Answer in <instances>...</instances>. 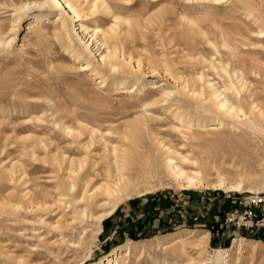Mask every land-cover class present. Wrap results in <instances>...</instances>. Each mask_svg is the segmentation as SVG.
<instances>
[{"label": "rangeland", "instance_id": "1", "mask_svg": "<svg viewBox=\"0 0 264 264\" xmlns=\"http://www.w3.org/2000/svg\"><path fill=\"white\" fill-rule=\"evenodd\" d=\"M7 2L8 0H0V36H2V31L10 29L12 18L15 15L14 7L10 8L4 4ZM109 2L111 5L113 4L112 9L115 13L129 17L135 23L133 24L134 35L126 39L122 29L127 25L117 27V30H121L122 40L118 44L122 50L124 49L127 54L133 53L135 59L142 57L146 63L150 62V66L156 65L162 68L167 63L172 67L175 63V68L181 75L183 74L182 76L189 80L193 79L192 83L197 79L198 73L203 70L206 72L208 69L206 68L208 64L201 63L200 56H205L209 60L223 58L224 61L226 59L225 62H230V50L220 45L221 37L218 31L221 28L229 35L230 42L238 46L241 52L239 57L242 60L256 59L259 71L257 74L254 73L255 75L250 74V69L246 68L245 63L239 65L246 71H244L245 73L248 70L250 74L248 77L253 93L248 92L247 95L251 94L263 104L264 46L262 43L264 41H261L263 38L253 31L264 29V0H129V2L109 0ZM84 4L89 6V3ZM52 12V10H48L46 13L53 16L54 12ZM34 14L31 13V17ZM111 16L99 11L93 18L95 21L91 24L109 28L115 22L114 17ZM31 17L23 19L18 39L13 46L16 50L20 49L21 55L14 53L10 56L8 53L0 52V109L3 108L5 113L3 115L0 112V117L3 115L0 119V204L7 200H11L13 203L22 201L21 192L23 191H29L30 196H33L35 192L39 197L42 196L43 203H45L33 211L23 207L13 215L0 211V264H20L5 254L22 257L27 262L37 264H79L82 261L85 264H97L114 249L121 248L124 251L127 247L133 249V254L128 260L129 264H152L153 258L185 261L187 256L176 255L172 247L165 251L157 246V242L163 240V243L167 244L177 234L189 242H195L206 231L211 234L207 244L209 248L196 250L193 249L192 244H188L190 255L212 260L216 249H228L231 255L229 264H264V234L262 233L264 231V185L255 181L247 182L253 191L237 192L206 187L187 189L182 188L171 177L164 165H159L155 168H159L160 171L154 178L142 177L138 180L137 190L149 188L150 192L140 196L133 195L123 201L108 217L104 226L97 224L91 218L86 221L78 219L72 223V228L66 227L74 217V208H66L65 204L59 201L64 199L60 192L65 191L66 188L63 185L61 190L57 188L58 184H62V179H60L61 174L57 173V168L52 160L62 154L68 156L67 159L69 156L77 159L88 156L90 161H100L102 164L99 163L98 166L92 167L97 169L91 168V170L90 166H86L85 171L91 177L93 175L90 186H97L103 182L106 174V171H103L106 161L100 160L99 155L109 156V151L115 145L122 148L123 145L130 144L122 136L120 130H126L125 126L136 119L135 117H139L141 109L139 106L129 105L128 95L114 91L112 76H109V82L108 80L106 82L107 87L103 88H99L102 85L100 77L94 76L93 79L89 77L88 80L86 74L91 72L85 73V71L78 70L79 64L85 63V60L79 61L73 56V47L67 49L69 39L56 40L52 37L48 42L37 40L34 33L26 30V24L32 20ZM183 17L199 19L197 21L200 25L202 24L203 30H201H205L204 33L209 34H205L206 37L204 34L201 36L200 33H197L196 27L189 25ZM213 21H215V25H213ZM108 25L109 27H106ZM47 27H51L50 24ZM211 29L214 30V34ZM207 37L217 44L219 50L225 51L220 50L221 52L217 53L214 46L207 42ZM256 37L261 43L257 41L260 45L255 43L252 46L251 43L256 42ZM190 47L193 53L190 52L191 49L187 50ZM223 52L224 55H222ZM225 52L228 55H225ZM187 53L189 56L192 54L195 56L190 58ZM210 56L212 57L210 58ZM28 61L30 62L27 63ZM5 62H8V65ZM19 62L23 66L21 64L19 66ZM75 65L78 66L75 67ZM204 65L206 66L204 67ZM208 70L210 71L207 73H210L211 75H209L216 82L220 80L218 83L221 85L223 79L210 67ZM167 74H150L148 76L131 74L128 76L131 80H128L126 86L134 87L133 84L137 76H140L141 83L155 81L158 82V85L175 89L176 85L173 79L166 76ZM18 80H21L20 86L13 85ZM94 81H97L99 85L95 86ZM83 88L86 94L91 93L95 97L92 96V102L88 98L89 96H86L88 102L85 104L90 108L89 111L86 110L87 112L82 109L83 106H86L84 102L82 100L77 102L74 98V95L78 91H82ZM93 89L94 92H92ZM98 91L99 93L96 95L95 92ZM186 99L194 104L197 102L192 98ZM51 100H53V104L62 103L63 109L61 108L59 117L58 114L55 115L54 108L51 107L52 103L50 105ZM79 105L80 107H78ZM27 107L30 108L29 111ZM77 107L78 110H76ZM44 108L47 114L44 115L46 120L40 121L36 116L32 118L34 115L42 114ZM171 110L164 111L158 110V108L151 110L152 116L155 118L149 125L153 132V139L148 138L140 143L141 154L134 155L137 165L135 164L131 168L143 169L141 165L145 166V161L149 162L152 159L151 155H161L158 142L166 141L167 144L176 146L180 152L188 154L192 159L201 157L207 162L209 161V168L205 174L210 181H215L218 177V171L213 168L211 163L214 157H219V161L224 160L228 163L225 162L222 168L231 182L239 180L241 168L256 174L254 177L264 172V133L256 132L255 134L252 130L241 126L246 129L238 127L229 134V130H226L224 131L225 135L210 136L207 139L208 136L205 139L198 138V140L192 136L189 130L183 128L180 131L175 128V125H179V123L176 122L172 114L174 108ZM72 111L82 116H73L74 114L70 113ZM181 111L195 119L199 116L215 119V116H207L203 112L196 111L194 107L183 106ZM78 119L85 121V129L80 125ZM51 120L52 122H50ZM57 121L66 123L76 130L80 129L81 137L74 136L75 138H73V135L68 134L62 125H56ZM197 124L196 122L195 125ZM92 127L100 128L103 133L106 132L104 133L106 137L104 140H100L94 136V139L97 140H94V144L86 149L83 144L92 140L93 134L90 132ZM193 128V131L195 129L198 131L197 127ZM41 139L44 142H41ZM200 142L204 144L201 145L202 147L199 145ZM197 143H199V147ZM97 153L99 154L97 155ZM244 164L246 168H244ZM184 166L186 168L189 166L187 169L197 168V166L186 163ZM131 173L135 176L134 171ZM9 175L14 177L15 181L9 179ZM98 199L106 200L105 196H99ZM104 209L106 208L98 204L93 203L92 205L94 214L104 211ZM41 218L45 219L46 224L42 223ZM85 228L88 230L87 233H84ZM190 232L196 233L197 237L189 238L192 235ZM63 237L65 242H62ZM246 239L255 240L257 243L247 247ZM240 240L244 243L241 251L238 249L239 244L233 247L234 243ZM74 242H81L83 246L74 245Z\"/></svg>", "mask_w": 264, "mask_h": 264}, {"label": "bare ground", "instance_id": "2", "mask_svg": "<svg viewBox=\"0 0 264 264\" xmlns=\"http://www.w3.org/2000/svg\"><path fill=\"white\" fill-rule=\"evenodd\" d=\"M123 1L129 2V0H123ZM215 1H220V0H215ZM84 3H89V6H87V4H84ZM110 3L111 2H109V0H8L7 3H4L7 6H10V8L11 6L14 7L13 11L15 10V15L12 18V25L10 29L8 28L9 30L2 31V36H0V52L2 54L8 53L10 54V56L11 54L14 55V53H17V55L20 54L21 52L20 49L16 50L13 47L14 43L17 41L18 36H19L18 34L19 29L22 25L23 19L29 18L31 17V13H35L34 16L31 17L32 20L26 24V30L28 32L34 33L36 35L37 40H39L40 42L41 41L48 42L50 41L52 37L56 38V40L57 39H69V45L67 49L73 47L74 49L73 56H75V58L79 61H81L82 59L85 60V63H82V64L78 63L79 64L78 70L83 71V72L85 71V73L91 72V73L86 74V77L88 80H89V77H91L92 79L94 78V76L96 78L100 77L102 79L100 80V83H102V85L101 87L99 86V88H103L104 86L107 87L106 82L109 76H112V79H113L112 86L115 87L113 88L115 89L114 91L119 92V94L121 93V94L128 95L129 96L128 98H130V101L128 102L129 105H133L134 107L139 106L141 109V114L139 115V117L137 116L135 117L136 119L130 121L129 125L125 126L126 130L124 131L122 129L120 130L122 136L126 140H128L130 144L123 145L122 148H119L115 145L109 151V156L105 155V153H104L105 156L103 155L104 157L101 156L102 154L99 155L101 157V159L99 158L100 160L106 161L105 166L103 165L104 166L103 171L105 170L106 174L104 175L103 182L97 184V186L95 185L90 186L92 182L91 178H93V175L91 177L90 174L85 171H86V166H90L89 168L91 169L92 167H95L97 164L99 165L100 161H97L94 159L95 161L92 160L93 161L92 162L88 159V156L79 158V159L69 156V158L67 159L68 156L66 157V155L64 156L62 154H61L62 156L60 155V157H55L52 160V163L55 164L57 168V173L61 174L60 179H62V184H58L57 188H59L60 190L63 186L66 188L65 191L60 192L61 197H63L64 199L59 200V201L62 204H65L66 208L68 207L74 208V211H73L74 217L72 218V221L70 220L71 222L67 224L66 227L72 228L73 226L72 223H74L78 219H80L81 221H86L91 218L94 219L97 224L102 225L104 221L116 210V208L123 201L131 198L133 195L140 196V195L150 192L149 188H145L144 190H137V185L139 184L138 180L141 179L142 177H147L148 179L154 178L156 176V173L160 171L159 168H155L159 165H164V167L167 169L171 177L175 181H177V183L182 188H187V189L206 187V188L224 189L227 191L239 192V191H245V190L253 191L252 187L247 185V182L249 181L263 183L264 185V172L254 177L256 174H252V172L249 173L250 170L247 171L241 167H240L241 169H240L239 180L236 182H231V180H229L227 176L224 174V171L222 168V165L225 164L226 161L224 160L219 161V157H214L213 162H211L213 168L218 171V174H217L218 177L215 181H210L207 179V176L205 174V171H207V169L209 168L208 167L209 161L207 162L204 158L202 159L201 157H196L192 159L191 157L188 156V154L185 155L186 153L184 154L180 152L176 148V146L167 144L166 141H159V140H158L159 142L158 141L157 142L159 144L158 148L161 151L160 152L161 155L154 156L150 154L151 155L150 158H152L150 159V161L152 162V164L150 161L149 162L145 161V166L141 165L143 169L131 168L133 165L136 164L135 160H137L136 158L134 159V155L138 153L141 154L140 149L142 146L140 145V143L146 141V139L148 138L153 139V134H152L153 132H151L150 126H149L150 122L152 120H155L151 112L153 108H156V109L158 108V110H164V111L165 110L167 111V109L171 110V108H174V111L172 112V114L174 118L176 119V122L179 123V125H175V128L177 130L181 131L183 128H185L191 132L193 137L195 136V139H198V138L205 139L208 136L209 137L207 139H209L210 136L218 137V135H225L226 132L224 131L226 130H229L228 132L229 134L232 131H235L236 129H238V127L241 128V126H245L246 128L255 132V134L256 132H260L261 134H263L264 133V102L262 104L261 101L258 102L257 100L258 98L253 97L251 94L249 96L247 95L248 92L253 93V89H251V83L249 82L248 76L252 73L257 74L259 71V65L257 64L256 59L250 58L248 60H242L239 57V53L241 52L239 51L238 46L230 42L229 35H227L225 31L221 30V28H220V31L216 29L215 31H218L220 34V37H221L220 45L230 50L229 51V54H231L230 62H225L226 61L225 58H224L225 59L224 61L223 58H216L215 56L214 58L216 59H212V60L205 58L204 55H203L204 57L200 56L201 58L199 57V59L201 63L208 64V67L206 68L209 69L210 67L211 69L216 71L217 75L223 79V83L221 82L222 84L219 85L218 82L220 80L216 82L214 78L210 76L211 74L209 73L210 74L209 75L207 73V71L208 72L210 71L208 69L206 70V72H203L204 71L203 70L202 72L198 73L197 79L193 81L192 83L191 80L193 79L189 80V78L186 79L185 76H182L183 74L181 75L178 69L175 68L176 66L175 63L173 64L172 67L171 65L168 66L167 63H165V66L162 68H159V66H156V65L150 66L149 65L150 62L146 63L142 57L141 58L143 60L141 58L139 59L138 57L137 59H135L133 53H132L133 54L132 56L130 52L129 54H127V52L124 51V49L122 50L118 44V42L121 43V40H122L121 30L120 31L117 30V27H119L120 25H127L126 28L122 29L124 31V35L126 36L125 37L126 39L134 35L133 24L135 23H133V21H131V18L129 17H124L123 15L121 16L120 14L115 13L112 9L113 4L111 5ZM114 4L116 5L115 2ZM48 10H52L54 12V15L52 16L51 14L46 13ZM99 11L109 14L110 16L112 15L115 19L114 24L112 25L110 24L111 25L110 27L109 25L106 26L109 28H104L103 25L93 26V24H91L92 22L95 21L93 18L96 15V13ZM186 18L184 19L189 25L193 26L194 28L196 27L195 29L197 33H200L201 36L202 34L204 35L206 34L204 33L205 30L202 31L203 30V28L201 27L202 24L200 25L197 21L199 19L197 20L192 19L193 17L192 18L188 17L187 19ZM213 22H212L213 25H215V21ZM49 24L51 27H47ZM219 27H221V25ZM212 29L211 31L214 34L215 32ZM253 32L256 33L259 37L263 38V40L260 39L261 41H264V29L260 28V30H258L257 32L256 31H253ZM208 34L209 33H207L206 35ZM257 41H259L258 38L256 42L251 43L253 44L252 46H254V44L257 43ZM24 42H25V38H24ZM207 42H209L211 45L214 46L217 53H220L221 51H225L221 49L220 51L217 44L214 41L210 40L208 37H207ZM256 45H260V44L257 43ZM25 46L27 45L25 44ZM262 46H264V42L262 43ZM190 49L191 47L187 50H190ZM191 51L192 49L190 50V52ZM225 53H226L225 55H228L227 52ZM193 55L195 56V54H192L191 56ZM222 55H224V52L222 53ZM191 56L189 57L191 58ZM241 56L243 55L241 54ZM7 57L9 58V56ZM196 57H195V60H196ZM211 57L212 56H210V58ZM11 61L13 62V60ZM29 62L30 61H28L27 63ZM7 63L5 62L6 65H8ZM242 63H245L246 68L250 69L249 71L251 72L250 74L248 73L247 69L246 70L248 74L245 73L246 71L244 69L240 68L239 64H242ZM20 64L21 63L19 62V66ZM9 65H10V61H9ZM77 66L78 65H75V67ZM205 66L206 65H204V67ZM169 67L171 68L169 69ZM171 69H173L172 72H169L171 71ZM161 73L162 75L163 73H168L166 76H169L170 78L173 79V82L176 85L175 89L167 87L165 85H158V82H155V81H150L148 83H144V82L141 83L140 76H137L133 84L134 87L132 86L129 88L126 86V84L128 83V80L130 79L128 78V76L131 74H141L142 76H148L150 74L154 75V74H161ZM252 81L253 80H251V82ZM20 84H21V80H18L14 82L13 85L20 86ZM94 84L95 86L99 85L97 81ZM92 92H94V89ZM254 92H255V89H254ZM95 93L97 95L99 91ZM85 94L86 93L83 88L82 91H78V93L74 95V98L77 102L82 100L85 104V102H88L87 97H86L87 95L89 96L88 98H90V100L93 99L94 97L93 94L91 93L90 94L87 93L86 95ZM250 96L252 98V99L250 98L251 101L249 99ZM186 98L195 99L197 102L196 104H194L190 100L188 101ZM52 101L53 100H51L50 105ZM167 103L168 105H166ZM85 105L86 106H83L82 109H85V111L86 110L89 111L90 108L87 106V104ZM73 106L74 108H76L74 104ZM183 106L194 107L196 111L198 110L200 112H203L207 116H210V115L211 117L215 116V119H209L207 117L202 118L201 116H199L197 119L193 117L195 119L194 120L193 118L189 117V115L187 116L181 111ZM51 107L54 108L55 115L58 114L57 116L59 117V114L61 113L60 110L62 108V103L61 104L52 103ZM78 107H80V105ZM78 107L76 110H78ZM22 108H23V113H24L25 111L24 106ZM29 109L30 108H28V111ZM3 111H4L3 108L0 109V112L4 115L5 113ZM43 111L44 112L42 114L38 116L34 115L32 116V118L36 116V118L40 121L46 120L45 116L47 114L45 113L46 112L45 108L43 109ZM74 111L70 113H73L74 114L73 116L79 117L80 114L77 115L75 114L76 112ZM3 118L6 119V117H3ZM78 120L80 122V125L84 127L85 129L86 127L85 121H83V119H78ZM50 122H52V120ZM196 122L198 123L197 125H195ZM57 124L59 126L62 125L64 127V130L68 134L73 135V138L75 137L80 138L82 135V131H80V129L76 130L74 127L67 125L66 123H63V122L61 123L59 121H57L56 125ZM193 127H197L198 131H196V129L195 131H193L194 129ZM92 128L93 129L90 131L93 134V137L91 138L92 140L84 144L82 143L83 147H85L86 149L90 148L94 144V140H97V139L104 140V137H106L104 134L106 132L103 133V131L100 128H95V127H92ZM241 129H244V128H241ZM94 136H96L97 139L96 138L94 139ZM229 136L230 135H228V137ZM41 142H44V141H42L41 139ZM198 144L199 143H197V146ZM199 145L201 146L204 144L201 143ZM214 149H215V145H214ZM32 154H34L33 151H32ZM98 154L99 153H97V155ZM185 163L190 164L192 166H197L198 169L197 168L187 169L189 166L186 168L184 166ZM226 164L228 163L226 162ZM244 168H246V165L244 166ZM92 169L95 170L97 168L95 169L92 168ZM132 171L135 172V176L132 175L131 173ZM8 177L9 179L15 181L14 177L10 175ZM140 181L142 182V180ZM99 196H105L106 200L100 201L98 199ZM21 197L23 200L22 201L20 200V202L13 203L11 200H7L3 202V204L1 203L0 211L7 213L9 215H13L23 207L26 209H31L33 211L36 207H41L45 203V202L43 203L42 196L39 197V195H37L35 192L33 196H30L29 191L28 192L23 191L21 192ZM93 203L98 204L99 206H102L103 208H106V209H104V211H101L97 214H94L92 212ZM41 221L42 223H45V219L41 218ZM87 231L88 230H86L85 228L84 233H87ZM190 233L192 235L189 238L195 239L197 237L196 233L194 232H190ZM209 237H210V233L206 231L203 233V235H200L199 239L195 242H192V241L189 242V240L187 241V239H184L180 234L175 235L171 239V241L167 244L163 243V240L158 241L157 246H159L160 248H163L166 251L170 247H172L174 248L173 250L176 255L187 256V259L185 261H178L176 259L173 261H168L167 259L159 260L157 258H153L152 264H229L230 263L229 257L231 255L229 254L228 249L226 250L216 249V254L214 255L212 260L206 257H202V256L194 257L193 255L189 254V251H188L189 247H187L188 244L189 245L192 244L194 246L193 249H196V250L199 248L207 250L209 248V246L207 245L209 242ZM62 242H65L64 237L62 239ZM256 243L257 241L255 240H247V242H245V245L247 247H250V246H254ZM73 244L78 245V246L79 245L83 246L81 242H74ZM237 244H239L238 249L241 251L242 247L244 246L243 241L242 240L236 241L233 247L237 246ZM132 254H133L132 247H127L124 251L121 248H116L110 254L104 256L101 259V261L97 264H129L128 260L132 256ZM5 255L7 257L14 258L20 264H37L35 262H27L22 257L18 258V257H13L7 254ZM79 264H85V262L82 261Z\"/></svg>", "mask_w": 264, "mask_h": 264}, {"label": "crops", "instance_id": "3", "mask_svg": "<svg viewBox=\"0 0 264 264\" xmlns=\"http://www.w3.org/2000/svg\"><path fill=\"white\" fill-rule=\"evenodd\" d=\"M107 219H109V218H107ZM107 219H106V220H107ZM106 220L104 221V223L106 222ZM104 223L102 224L103 226H104ZM262 233L264 234V231H262ZM210 235H211V234H210ZM260 242H261V241H260Z\"/></svg>", "mask_w": 264, "mask_h": 264}]
</instances>
